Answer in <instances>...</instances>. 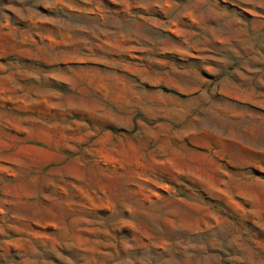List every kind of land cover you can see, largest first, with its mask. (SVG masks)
Wrapping results in <instances>:
<instances>
[{"label":"rangeland","instance_id":"rangeland-1","mask_svg":"<svg viewBox=\"0 0 264 264\" xmlns=\"http://www.w3.org/2000/svg\"><path fill=\"white\" fill-rule=\"evenodd\" d=\"M0 264H264V0H0Z\"/></svg>","mask_w":264,"mask_h":264}]
</instances>
